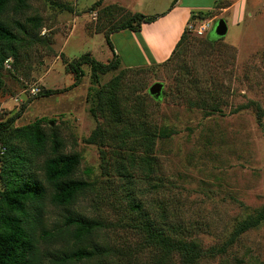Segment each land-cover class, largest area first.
Masks as SVG:
<instances>
[{
  "label": "rangeland",
  "instance_id": "rangeland-1",
  "mask_svg": "<svg viewBox=\"0 0 264 264\" xmlns=\"http://www.w3.org/2000/svg\"><path fill=\"white\" fill-rule=\"evenodd\" d=\"M116 1L29 0L27 9L4 13L12 26L15 20L30 26L29 15H39L42 25L17 44L16 57L10 55L9 63L3 62L0 120L25 103L12 126L41 117L43 128L61 139V150L80 154L75 175L93 185L76 197L72 207L102 222L94 238L109 248L107 264H156L160 255L159 247L146 242L136 227L139 216L131 212L126 193L131 187L155 224L162 221L173 238L199 243L201 255L194 264H264V218L230 241L240 220L264 212V0H234L228 9L219 6L229 0H188L205 7L196 10L171 58L121 72L119 97L128 116L119 125L110 121L107 107L98 106L95 92L120 73L121 63L97 74L83 63L76 86L40 96L31 93L32 85L56 88L72 83L67 62L83 53L101 61L112 56L104 32L123 16ZM124 1L149 12L170 3ZM109 4L115 6L106 9ZM219 17L228 25L220 37L214 32ZM203 22L208 24L200 33L197 28ZM127 38L119 32L113 35L122 60H132L134 43ZM156 80L164 83L159 99L148 91ZM97 126L115 131L114 137L124 127L134 135L122 146L112 138L88 140ZM159 129L168 134L155 136L154 170L146 175L129 166L134 172L130 185V176L117 165L128 166L131 155L140 157L143 133ZM42 159L43 155L34 157L32 163L41 177ZM48 201L44 213L48 224H63L65 209ZM52 244L41 242L42 249ZM179 263L180 255L174 252L164 264ZM79 264H98V259Z\"/></svg>",
  "mask_w": 264,
  "mask_h": 264
},
{
  "label": "trees",
  "instance_id": "trees-1",
  "mask_svg": "<svg viewBox=\"0 0 264 264\" xmlns=\"http://www.w3.org/2000/svg\"><path fill=\"white\" fill-rule=\"evenodd\" d=\"M28 1L0 0V69L7 57L10 55L16 57L17 44H21L24 37H31L32 30L42 25L39 15L27 16L26 20L31 23L30 26L19 20H15V26H12L13 24L3 16L7 10L17 13L27 9ZM174 2L175 0L171 4ZM116 4L123 10V16L116 25L104 32L112 56L106 61L98 60L88 53L73 58L67 62L68 70L74 76L73 82L68 86L56 88H47L41 85L40 90L35 93L36 96L76 86L83 75L81 67L83 63L89 64L94 74L116 69L119 66L120 58L114 50L110 33L121 28L139 30L143 21H150L157 14L132 12L124 5L118 2ZM111 6H115V4L106 5L105 8L110 10ZM199 12V16L203 15L201 11ZM197 14L198 12L193 13L190 20ZM186 28L171 54L163 61L151 63L163 64L168 61L184 39ZM130 68L131 66H124L120 73L110 77L95 92L96 103L102 109L103 106L107 107L110 121L117 125L121 124L128 116V111H124L121 106L119 82L121 72ZM164 92L163 88L161 97L164 96ZM203 102L204 100L201 103ZM25 105L22 103L18 110L0 120V264H79L80 261L84 262L95 257L98 259V264H107L105 258L109 255L110 250L94 238L95 230L102 222L86 212L72 207L76 197L93 185L90 180L75 175L80 163V154L76 151L61 150V139L56 132L48 133L43 128L41 117L12 126V122L21 115ZM134 124V127H137V124ZM124 128L114 137L115 131L112 132L109 128L100 130L101 128L97 126L87 139L112 138L117 140L118 146H122L127 143L129 137L134 135L132 131ZM164 130L144 132L142 138L145 139L143 141L144 153L138 158L131 155L128 166L117 165L119 169H123L124 175L130 176L128 179L130 185H133L134 172L128 168L129 166L137 167V170L146 173V175L154 170L155 161L152 155L154 139L156 135H167L168 132ZM42 155L40 166L43 176L41 177L32 168V163L34 157ZM107 161L102 155V162L105 164L103 167H107ZM132 191L131 187L126 192L129 197L128 206L133 214L136 213L135 215L139 216L136 227L144 233V240L159 247L160 255L156 264L167 263L171 260L174 252L180 255L179 264H194L201 255L199 243L193 239L173 238L171 233L165 229L162 221L161 224L159 222L155 224L148 208L142 201L135 199ZM47 195H49V201ZM47 201L65 209V212L61 214L63 224L60 221L54 227L48 224L44 214ZM262 218H264V212L240 220L230 241L245 229L257 224ZM42 241L51 244L54 241H60L61 244H52V247L42 249Z\"/></svg>",
  "mask_w": 264,
  "mask_h": 264
},
{
  "label": "crops",
  "instance_id": "crops-1",
  "mask_svg": "<svg viewBox=\"0 0 264 264\" xmlns=\"http://www.w3.org/2000/svg\"><path fill=\"white\" fill-rule=\"evenodd\" d=\"M134 1V0H132ZM131 1V2H132ZM137 5H139L138 0ZM170 3L160 10L146 11L141 6L135 7L132 3L124 0H118L127 9L139 11L145 14H157V16L150 21H143L139 30L130 28H121L110 33V39L113 43L114 50L120 58V63L123 66L142 65L151 62H160L165 60L176 46L185 28L190 23V17L193 13H197L201 4L197 2H190L188 0H168ZM227 1V0H225ZM230 3L219 6L220 8H232L235 4L234 0H229ZM117 2V1H116ZM206 7H210L207 4ZM122 33L131 39L134 43L132 60H125L121 57L120 46L113 41L114 33ZM112 52V51H111ZM126 56V55H125ZM127 58V57H125Z\"/></svg>",
  "mask_w": 264,
  "mask_h": 264
},
{
  "label": "water",
  "instance_id": "water-1",
  "mask_svg": "<svg viewBox=\"0 0 264 264\" xmlns=\"http://www.w3.org/2000/svg\"><path fill=\"white\" fill-rule=\"evenodd\" d=\"M228 29L225 18L219 17L214 25V32L217 36H223ZM164 83L163 81L156 80L148 86L149 93L155 98H159L163 95ZM51 123H53L51 121Z\"/></svg>",
  "mask_w": 264,
  "mask_h": 264
},
{
  "label": "built area",
  "instance_id": "built-area-1",
  "mask_svg": "<svg viewBox=\"0 0 264 264\" xmlns=\"http://www.w3.org/2000/svg\"><path fill=\"white\" fill-rule=\"evenodd\" d=\"M207 24L208 23L205 22L201 23L197 28L198 32L200 33L203 32L206 29ZM9 61H10V57H7L4 62L9 63ZM29 90L31 93L35 94L40 90V87L32 85L31 87H29Z\"/></svg>",
  "mask_w": 264,
  "mask_h": 264
}]
</instances>
